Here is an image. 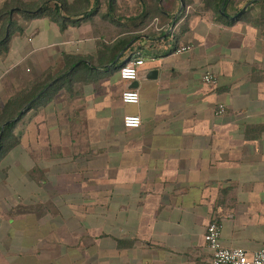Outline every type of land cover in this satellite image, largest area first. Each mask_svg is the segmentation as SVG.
I'll list each match as a JSON object with an SVG mask.
<instances>
[{
    "label": "crops",
    "instance_id": "1",
    "mask_svg": "<svg viewBox=\"0 0 264 264\" xmlns=\"http://www.w3.org/2000/svg\"><path fill=\"white\" fill-rule=\"evenodd\" d=\"M46 4L59 16L23 17L0 60L50 89L0 161V264H210L211 221L224 247L263 249L264 0Z\"/></svg>",
    "mask_w": 264,
    "mask_h": 264
},
{
    "label": "trees",
    "instance_id": "2",
    "mask_svg": "<svg viewBox=\"0 0 264 264\" xmlns=\"http://www.w3.org/2000/svg\"><path fill=\"white\" fill-rule=\"evenodd\" d=\"M45 1L40 10H37L38 5L33 6L31 3H26L23 0H5L2 3L0 6V60L3 59L9 51L12 38L17 35H22L23 33V26L19 23V19L21 20L23 17L26 19H33L47 12L50 15L59 16V6L55 4H46L47 0ZM84 12V9H75L72 11L76 16H79ZM33 83V86L30 87L28 91L18 94L14 100L8 102L2 110L3 117L7 118L12 116V120H10L8 124L4 123L0 126V131L2 130L0 134V158L5 153V144L8 141L12 128L14 127L15 120L13 119L19 114L23 115L29 110L36 109L38 107L39 99L47 95V92L50 91V89L45 90L43 82L35 80ZM21 111L23 113H21Z\"/></svg>",
    "mask_w": 264,
    "mask_h": 264
},
{
    "label": "built area",
    "instance_id": "3",
    "mask_svg": "<svg viewBox=\"0 0 264 264\" xmlns=\"http://www.w3.org/2000/svg\"><path fill=\"white\" fill-rule=\"evenodd\" d=\"M190 48V46H181L175 52L182 53L189 51ZM143 63L144 59L140 53H135L132 59L126 60L119 66V78L127 84L137 81ZM202 81L212 85L215 83V77L210 72H206L202 75ZM120 98L124 104L135 105L139 102L140 96L136 88H126ZM223 112V105H219L217 114ZM122 124L125 128H138L141 120L137 115H124ZM203 238L211 253L210 264H264V248L249 254L241 248L224 247L221 242V226L217 221H211L207 225Z\"/></svg>",
    "mask_w": 264,
    "mask_h": 264
},
{
    "label": "rangeland",
    "instance_id": "4",
    "mask_svg": "<svg viewBox=\"0 0 264 264\" xmlns=\"http://www.w3.org/2000/svg\"><path fill=\"white\" fill-rule=\"evenodd\" d=\"M22 22L23 20L19 19V23L22 24ZM33 84H34L33 80L31 79L29 80V77H27L26 74L22 75V68L20 66L10 67L7 65L4 67H0V126L12 120L11 115H10L11 117H7V118L3 117L2 110L5 108L6 104L14 100V98L18 94L28 91L29 88L33 86ZM21 113L23 112L21 111ZM26 113L27 112H25L23 115L19 114L13 119L15 120V124H14V127L12 128V131L10 132L7 143L5 144L6 150H5V153L1 156L0 161L2 159L10 160V159H13L15 156L18 157V154L20 152L19 147H21L22 129H23L24 124L27 123V119L25 118L26 119L25 121V119L23 118V116ZM22 119H24L25 122ZM14 148H17V149L13 150ZM14 164H20V159L15 160ZM19 169L20 168H14L15 171H18ZM7 173L10 174L8 175V178H14V173L12 171H8Z\"/></svg>",
    "mask_w": 264,
    "mask_h": 264
},
{
    "label": "water",
    "instance_id": "5",
    "mask_svg": "<svg viewBox=\"0 0 264 264\" xmlns=\"http://www.w3.org/2000/svg\"><path fill=\"white\" fill-rule=\"evenodd\" d=\"M155 74V71L152 73H150V75H154ZM138 86V83L137 81H132L131 83H128L127 85V88H137ZM9 122H7L6 124H8ZM2 130L0 131V134H1Z\"/></svg>",
    "mask_w": 264,
    "mask_h": 264
}]
</instances>
